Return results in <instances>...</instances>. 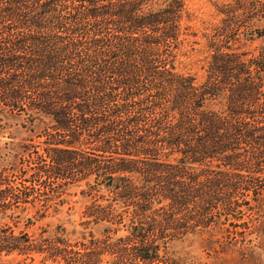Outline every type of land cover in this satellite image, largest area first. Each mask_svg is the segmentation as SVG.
I'll return each mask as SVG.
<instances>
[{
    "label": "trees",
    "instance_id": "trees-1",
    "mask_svg": "<svg viewBox=\"0 0 264 264\" xmlns=\"http://www.w3.org/2000/svg\"><path fill=\"white\" fill-rule=\"evenodd\" d=\"M186 13L0 0V264H195L173 245L264 216V0L221 8L201 80L177 68ZM71 197V231L29 233Z\"/></svg>",
    "mask_w": 264,
    "mask_h": 264
},
{
    "label": "rangeland",
    "instance_id": "rangeland-1",
    "mask_svg": "<svg viewBox=\"0 0 264 264\" xmlns=\"http://www.w3.org/2000/svg\"><path fill=\"white\" fill-rule=\"evenodd\" d=\"M233 0H184L186 18L182 22V56L177 68L183 74L196 76L201 80L204 76L206 62L200 50L206 43L205 35L219 23L221 8ZM10 139L1 138L0 146L9 143ZM80 199V198H79ZM78 197H71L70 205L65 206L53 217L39 222L28 229L30 234H38L47 226L52 228L63 224L69 231L78 223L84 203ZM242 222H250L244 235L238 236L239 243L233 244L232 232L223 235L219 244L207 243L206 238H196L177 242L173 245L179 256L191 259L195 264H264V216L246 217ZM241 222V223H242ZM24 228L25 226H20ZM25 229V228H24ZM239 232L244 229L239 228ZM205 237V236H204ZM207 237V236H206ZM213 241V240H212Z\"/></svg>",
    "mask_w": 264,
    "mask_h": 264
}]
</instances>
